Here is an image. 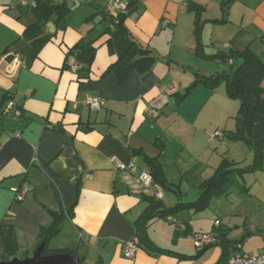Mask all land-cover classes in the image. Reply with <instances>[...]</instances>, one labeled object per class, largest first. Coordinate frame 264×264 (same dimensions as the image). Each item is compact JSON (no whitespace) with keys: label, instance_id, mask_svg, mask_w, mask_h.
<instances>
[{"label":"crops","instance_id":"obj_1","mask_svg":"<svg viewBox=\"0 0 264 264\" xmlns=\"http://www.w3.org/2000/svg\"><path fill=\"white\" fill-rule=\"evenodd\" d=\"M230 1L140 0L125 26L157 60L149 74H131L120 83L107 72L118 56L109 50L111 36L104 34L102 0L60 3L72 11L65 24L57 17L53 32L48 25L56 14L50 11L58 3L0 0V255L2 229L11 228L15 257H32L42 244L41 229L53 221L51 213L64 222L50 249L73 251L82 264H217L221 247L199 250L195 237L219 227L234 243L231 256L264 253L263 170L243 176L248 194L233 188L203 212L181 210L150 220L152 248L140 245L133 258L125 255L135 224L149 207L145 198L154 190L138 183V170L119 171L114 160L150 172L144 157L132 150L157 159L167 182L180 191L165 192L167 209L196 203L200 185L225 157L239 168L253 164L254 153L245 143L225 138L236 130L239 110L226 88L199 85L180 106L174 99L197 76L232 74L242 64L211 60L220 53L250 49L264 63V0ZM190 6L200 10V53L194 36L199 16ZM39 16L48 20L47 31H28ZM46 35L50 38L39 44ZM81 40L97 48L91 66L74 58L65 65L66 54ZM89 98L101 99L102 107L91 110ZM10 101L15 107L5 111ZM217 131L223 136L215 137Z\"/></svg>","mask_w":264,"mask_h":264},{"label":"trees","instance_id":"obj_2","mask_svg":"<svg viewBox=\"0 0 264 264\" xmlns=\"http://www.w3.org/2000/svg\"><path fill=\"white\" fill-rule=\"evenodd\" d=\"M232 1L233 0L230 2ZM230 2L223 4V10L228 8ZM43 6L49 7V4L46 3ZM189 8L190 10H197L199 16V21L195 24L194 36L197 43L196 53H200L202 51V23L200 21V10L192 6ZM62 11L65 12L63 13ZM70 11L72 10H66L65 4L62 5L59 3L53 6L50 14L55 13L57 17H59V22L65 24V18ZM128 16L129 15L120 16L117 21H115L109 19L104 13V23L106 24L104 34H109L111 36L108 41L109 50L111 53L118 56L117 62L113 64L107 72L114 73L120 83L125 82L131 74H137L139 76L149 74L157 60L153 56L151 50L143 48L131 37L125 26V21ZM47 22V19L43 20L39 16L38 22L32 29H28V31L36 29L37 32L44 33L47 31ZM224 22L225 21H220L218 23L223 24ZM49 38L50 35L42 36L38 39V42L43 45ZM96 52L97 48L94 46L93 42L81 40L66 54L65 65H67L70 58H74L79 64H85L90 67L94 61ZM214 59H219L224 63H229L233 60H241L242 64L232 74H221L209 78L197 76L194 83L187 88L185 94H177L174 96L175 104L176 106L183 104L192 91L199 85L209 90H216L219 86L225 84L228 98L240 102L238 114L235 119L236 130L234 132L225 133V138L231 142L245 143L254 153L253 164L250 167L239 168L236 163L225 157L216 169L214 175L200 185L201 197L196 203L191 205L179 204L174 208L167 209L162 200L156 198L155 193L154 196L145 198V200L149 202V207L135 224V237L139 240V246L152 248L146 227V224L150 220L155 218L168 219L181 210L194 209L196 212H203L208 208L213 198L225 196L229 194L233 188L239 189L241 193L248 194L249 189L242 181L243 176L245 174L264 170V87L262 85L264 80V63L250 49H246L242 52L231 51L229 53H220L217 57L211 58V60ZM160 149H162V147H160ZM132 152L134 156L144 157L150 168V174L153 177L154 183L160 185L164 189V192L172 191L177 195L180 194L178 188L174 190V187L167 182L157 159L150 158L141 150L133 149ZM51 215L53 217L51 225L41 229L39 235L41 243H45L42 255L47 257L69 254L82 264L81 259H78L73 251H52L50 249L52 240L59 234L64 222L63 216L56 213H51ZM215 233L218 238V245L216 244V246H220L222 249V256L217 264H228L229 258L231 257L229 251L234 243L227 239V229L219 227ZM2 237L4 241V252L0 255V261L15 257L18 251L11 228H3ZM206 248L210 249L208 247ZM154 250L161 251L156 248Z\"/></svg>","mask_w":264,"mask_h":264},{"label":"built area","instance_id":"obj_3","mask_svg":"<svg viewBox=\"0 0 264 264\" xmlns=\"http://www.w3.org/2000/svg\"><path fill=\"white\" fill-rule=\"evenodd\" d=\"M54 3H63L65 1L73 0H52ZM105 4V15L111 19L117 21L120 16H127L130 14L132 9L140 3V0H102ZM87 105L91 110H98L102 107V100L99 98H89ZM15 107V103L10 101L7 103L6 110H11ZM14 116L20 118L22 113L20 110L14 111ZM215 137H222V133L217 131L214 134ZM115 168L119 171L135 172L138 170V183L144 189H153L155 196L158 200H163L165 196L164 189L154 183L153 177L150 172L139 170L135 162L125 164L121 161L114 160ZM218 244V238L216 233L202 235L195 237V247L202 250L209 246ZM139 248V240L137 237H133L127 244L125 255L127 258H133ZM239 249L241 247H238ZM228 264H264V253L257 256H245L241 253H235L229 258Z\"/></svg>","mask_w":264,"mask_h":264},{"label":"water","instance_id":"obj_4","mask_svg":"<svg viewBox=\"0 0 264 264\" xmlns=\"http://www.w3.org/2000/svg\"><path fill=\"white\" fill-rule=\"evenodd\" d=\"M57 20L58 19L56 15L51 16V23L48 25V28L51 32L54 31V24L57 22ZM44 247L45 243H42L34 255L30 258L23 260L15 258L11 261H0V264H81L79 260L69 254L44 257L42 255Z\"/></svg>","mask_w":264,"mask_h":264},{"label":"rangeland","instance_id":"obj_5","mask_svg":"<svg viewBox=\"0 0 264 264\" xmlns=\"http://www.w3.org/2000/svg\"><path fill=\"white\" fill-rule=\"evenodd\" d=\"M180 56H181V54L178 55V59H180ZM181 58H182V57H181ZM183 64H185V63H183ZM187 64H188V63H187ZM186 66H188V65H186ZM192 66H194V68H197L196 65H192ZM175 67H176V69H178L177 64H175ZM180 68H181V70H179V71H181V72H182L183 70H186L185 68H184V69H183L182 67H180ZM187 68H188V67H187ZM208 72H210V71H208ZM182 73H183V72H182ZM221 86L224 87V88H226V87H225V84H223V85H221ZM221 86H219V87H221ZM219 87H218V88H219ZM218 88H217V89H218ZM239 106H240V102H239Z\"/></svg>","mask_w":264,"mask_h":264}]
</instances>
